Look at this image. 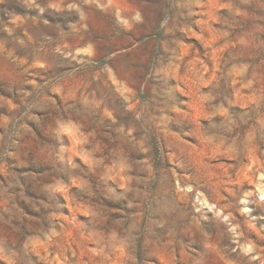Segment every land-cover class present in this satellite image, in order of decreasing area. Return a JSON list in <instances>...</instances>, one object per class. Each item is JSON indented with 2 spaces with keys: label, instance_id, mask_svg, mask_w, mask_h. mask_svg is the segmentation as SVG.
Here are the masks:
<instances>
[{
  "label": "rangeland",
  "instance_id": "obj_1",
  "mask_svg": "<svg viewBox=\"0 0 264 264\" xmlns=\"http://www.w3.org/2000/svg\"><path fill=\"white\" fill-rule=\"evenodd\" d=\"M0 264H264V0H0Z\"/></svg>",
  "mask_w": 264,
  "mask_h": 264
}]
</instances>
